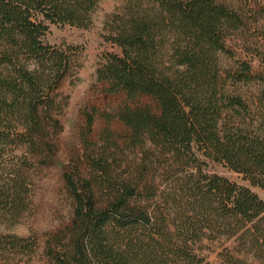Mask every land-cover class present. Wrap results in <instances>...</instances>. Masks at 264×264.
Listing matches in <instances>:
<instances>
[{
    "label": "trees",
    "instance_id": "16d2710c",
    "mask_svg": "<svg viewBox=\"0 0 264 264\" xmlns=\"http://www.w3.org/2000/svg\"><path fill=\"white\" fill-rule=\"evenodd\" d=\"M100 1L0 0V207L15 223L33 175L58 152L64 84L84 67L82 48L47 41L50 24L89 28ZM262 14V0H124L108 16L113 51L97 80L125 97L108 116L124 132L87 142L64 174L73 215L48 241L54 264H211L199 245L224 237L253 260L228 254L222 264H264V198L253 190L264 192V75L231 44ZM0 246L28 253L38 241ZM0 264H11L5 254Z\"/></svg>",
    "mask_w": 264,
    "mask_h": 264
},
{
    "label": "rangeland",
    "instance_id": "374dc122",
    "mask_svg": "<svg viewBox=\"0 0 264 264\" xmlns=\"http://www.w3.org/2000/svg\"><path fill=\"white\" fill-rule=\"evenodd\" d=\"M264 2V0H262ZM124 0H101L100 6L94 14L93 24L89 28H79L70 25L50 24L47 41L55 47L74 45L82 48L84 67L81 69L78 80L64 84L66 95H70L69 104L61 117L63 131L59 136L58 152L53 162L40 169L33 175L31 192L28 199V210L17 223L13 222L9 208L0 207V237L18 236L22 239H36L38 248L32 252L23 253L20 250H6L0 246V253L5 254L11 264H54L46 248L48 241L56 234H61L73 215L72 202L69 198L64 174L71 169L74 162L87 152V142L99 139L104 133L113 132L123 134L124 128L117 118H108L114 115L123 104V95H110L104 92V86L97 80V67L100 58L113 51L105 40L106 19ZM250 30L238 33L233 37L231 44L238 58L250 61L258 74L264 75V14L253 18ZM224 65L230 60L223 57ZM249 89L248 94L254 97L256 87ZM95 115V124L90 127L88 115ZM7 154L0 156V163L7 161ZM211 170L233 182L241 185H250L249 181L227 166L212 163ZM262 198L264 192L253 187ZM234 239L226 237L214 241L205 239L197 250L204 263L222 264L224 255L232 254L246 258V254L238 253ZM251 262L253 259L247 257Z\"/></svg>",
    "mask_w": 264,
    "mask_h": 264
}]
</instances>
